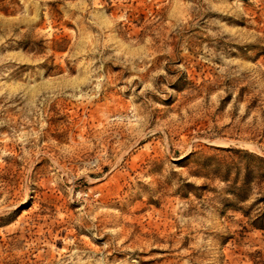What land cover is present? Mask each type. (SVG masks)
Masks as SVG:
<instances>
[{
    "label": "rangeland",
    "instance_id": "obj_1",
    "mask_svg": "<svg viewBox=\"0 0 264 264\" xmlns=\"http://www.w3.org/2000/svg\"><path fill=\"white\" fill-rule=\"evenodd\" d=\"M264 0H0V264H264Z\"/></svg>",
    "mask_w": 264,
    "mask_h": 264
},
{
    "label": "trees",
    "instance_id": "obj_2",
    "mask_svg": "<svg viewBox=\"0 0 264 264\" xmlns=\"http://www.w3.org/2000/svg\"><path fill=\"white\" fill-rule=\"evenodd\" d=\"M248 156H253L258 161L259 166L257 170L246 169L244 175V185L243 187L239 188L238 190L241 193L237 194V198L239 202H245L249 199V192L251 191V185L253 184L254 180H258V185L262 188L264 183V157L259 155L251 154L247 151H244ZM264 202V192L262 193L261 197L256 200V203ZM257 228L264 229V213L260 214L256 221L253 222V225Z\"/></svg>",
    "mask_w": 264,
    "mask_h": 264
}]
</instances>
